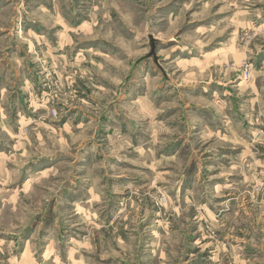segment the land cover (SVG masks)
<instances>
[{
    "label": "rangeland",
    "instance_id": "1",
    "mask_svg": "<svg viewBox=\"0 0 264 264\" xmlns=\"http://www.w3.org/2000/svg\"><path fill=\"white\" fill-rule=\"evenodd\" d=\"M0 264H264V0H0Z\"/></svg>",
    "mask_w": 264,
    "mask_h": 264
}]
</instances>
